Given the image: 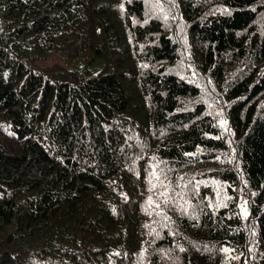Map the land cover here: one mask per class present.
<instances>
[{"label":"trees","instance_id":"1","mask_svg":"<svg viewBox=\"0 0 264 264\" xmlns=\"http://www.w3.org/2000/svg\"><path fill=\"white\" fill-rule=\"evenodd\" d=\"M231 247L264 264V0H0V264Z\"/></svg>","mask_w":264,"mask_h":264},{"label":"rangeland","instance_id":"2","mask_svg":"<svg viewBox=\"0 0 264 264\" xmlns=\"http://www.w3.org/2000/svg\"><path fill=\"white\" fill-rule=\"evenodd\" d=\"M56 60H58L57 57H52L50 58V60L47 61V63H52ZM240 254H241V251L236 250L232 247L230 249H227V251L224 252V255H223L224 264H239Z\"/></svg>","mask_w":264,"mask_h":264}]
</instances>
